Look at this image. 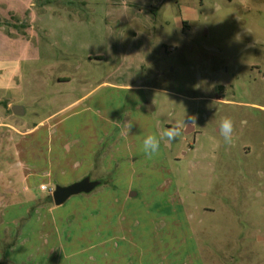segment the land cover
Returning a JSON list of instances; mask_svg holds the SVG:
<instances>
[{
	"label": "rangeland",
	"instance_id": "1",
	"mask_svg": "<svg viewBox=\"0 0 264 264\" xmlns=\"http://www.w3.org/2000/svg\"><path fill=\"white\" fill-rule=\"evenodd\" d=\"M0 264H264V0H0Z\"/></svg>",
	"mask_w": 264,
	"mask_h": 264
},
{
	"label": "water",
	"instance_id": "2",
	"mask_svg": "<svg viewBox=\"0 0 264 264\" xmlns=\"http://www.w3.org/2000/svg\"><path fill=\"white\" fill-rule=\"evenodd\" d=\"M12 112L16 116H22L25 114L24 108L21 106H13ZM102 182L99 180H91L90 177H86L78 182H75L69 186H57L52 192V199L56 207L62 206L65 204L71 197L81 195V194H90L96 188L101 186ZM132 197L136 196L135 193L131 194Z\"/></svg>",
	"mask_w": 264,
	"mask_h": 264
},
{
	"label": "clouds",
	"instance_id": "3",
	"mask_svg": "<svg viewBox=\"0 0 264 264\" xmlns=\"http://www.w3.org/2000/svg\"><path fill=\"white\" fill-rule=\"evenodd\" d=\"M194 125V121H193ZM131 127V126H130ZM233 121L229 117H225L219 124V133L223 136L224 141L226 143H231L232 140V132H233ZM180 135V131L178 128H169L165 129L161 136H157L155 134L147 135L143 140V151L146 155L151 157L152 155L158 153L160 149V141L161 139L167 138V140L172 141L176 139L177 136Z\"/></svg>",
	"mask_w": 264,
	"mask_h": 264
},
{
	"label": "crops",
	"instance_id": "4",
	"mask_svg": "<svg viewBox=\"0 0 264 264\" xmlns=\"http://www.w3.org/2000/svg\"><path fill=\"white\" fill-rule=\"evenodd\" d=\"M97 58H100V57H97ZM134 89H139L140 87H138V86H134L133 87ZM33 131V129H29V130H27L26 131V133H30V132H32ZM92 180V179H91ZM102 182V181H101Z\"/></svg>",
	"mask_w": 264,
	"mask_h": 264
},
{
	"label": "built area",
	"instance_id": "5",
	"mask_svg": "<svg viewBox=\"0 0 264 264\" xmlns=\"http://www.w3.org/2000/svg\"><path fill=\"white\" fill-rule=\"evenodd\" d=\"M41 190H42V191H48L49 189L47 188V186L42 185V186H41Z\"/></svg>",
	"mask_w": 264,
	"mask_h": 264
},
{
	"label": "trees",
	"instance_id": "6",
	"mask_svg": "<svg viewBox=\"0 0 264 264\" xmlns=\"http://www.w3.org/2000/svg\"><path fill=\"white\" fill-rule=\"evenodd\" d=\"M41 1V0H40ZM47 3H50L49 1Z\"/></svg>",
	"mask_w": 264,
	"mask_h": 264
},
{
	"label": "flooded vegetation",
	"instance_id": "7",
	"mask_svg": "<svg viewBox=\"0 0 264 264\" xmlns=\"http://www.w3.org/2000/svg\"><path fill=\"white\" fill-rule=\"evenodd\" d=\"M186 133H187V131H186ZM102 184H103V183H102ZM102 184H101V185H102Z\"/></svg>",
	"mask_w": 264,
	"mask_h": 264
}]
</instances>
